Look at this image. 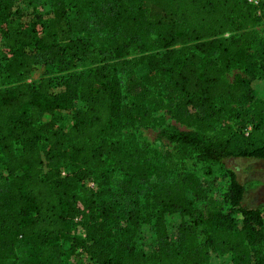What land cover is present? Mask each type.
<instances>
[{
    "label": "trees",
    "instance_id": "1",
    "mask_svg": "<svg viewBox=\"0 0 264 264\" xmlns=\"http://www.w3.org/2000/svg\"><path fill=\"white\" fill-rule=\"evenodd\" d=\"M263 22L248 0H0V264H264V206L232 171L208 201L183 168L264 160V99L227 80L264 79ZM160 112L186 131H163L175 150L151 159L135 132ZM145 224L151 254L136 248Z\"/></svg>",
    "mask_w": 264,
    "mask_h": 264
},
{
    "label": "rangeland",
    "instance_id": "2",
    "mask_svg": "<svg viewBox=\"0 0 264 264\" xmlns=\"http://www.w3.org/2000/svg\"><path fill=\"white\" fill-rule=\"evenodd\" d=\"M257 4L264 2V0H251ZM26 4L22 5L27 12L22 21L26 24L31 21V17L28 15V9ZM69 16L74 14L73 9L67 6ZM51 8L48 6H40L38 8V15L45 19L50 13ZM257 31L264 37V22L257 28ZM4 47L0 39V53H3ZM84 67H77L76 71H83ZM142 71H138L141 74ZM43 69H37L35 71L33 80H37L42 76ZM246 78L252 84L254 95L257 99H264V79L260 75L246 76L241 71L233 69L227 74V80L232 83L236 78ZM81 104H77L76 107H81ZM159 116L163 117L164 125L158 128H140L135 132L140 141L147 144L149 156L153 159L158 154L166 152L173 153L175 145L171 143L163 131L168 129H177L180 131H186V128L177 123L166 112H160ZM71 123V113L61 112L58 119V125L68 127ZM186 172L194 175L200 182L201 187L207 196L208 201L219 202L221 198L227 193L230 182V173L233 172L236 175L237 180L245 188V205L249 207H262L264 206V160L259 159H229L224 165H219L213 162H205L192 157L185 160L184 167ZM1 171V169H0ZM208 207L210 205L208 204ZM236 224L240 225L239 217L234 216ZM177 217H169L167 221L169 235L171 240L175 239V228L178 223ZM76 235H82L80 229L75 230ZM200 238H203L204 231H199ZM264 235V231H263ZM155 247V239L153 236L152 228L149 225H143L136 238V248L144 251L146 254H151ZM258 247V246H257ZM259 248L264 251V240L259 244ZM71 264H78L77 262L69 260ZM208 264H231V258L228 255H219L212 253Z\"/></svg>",
    "mask_w": 264,
    "mask_h": 264
},
{
    "label": "built area",
    "instance_id": "3",
    "mask_svg": "<svg viewBox=\"0 0 264 264\" xmlns=\"http://www.w3.org/2000/svg\"><path fill=\"white\" fill-rule=\"evenodd\" d=\"M248 1L251 2V3L257 4L255 1H251V0H248ZM88 186H89L90 188H94V187H95V186L93 185V183H89Z\"/></svg>",
    "mask_w": 264,
    "mask_h": 264
}]
</instances>
